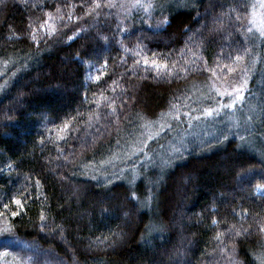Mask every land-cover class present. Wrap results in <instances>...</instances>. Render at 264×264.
Masks as SVG:
<instances>
[{
	"label": "trees",
	"instance_id": "trees-1",
	"mask_svg": "<svg viewBox=\"0 0 264 264\" xmlns=\"http://www.w3.org/2000/svg\"><path fill=\"white\" fill-rule=\"evenodd\" d=\"M132 1L0 0V254L18 264H259L264 37L250 29V0H146V12ZM243 81L257 152L238 135L214 136L132 183L87 176L134 123L194 109L195 89Z\"/></svg>",
	"mask_w": 264,
	"mask_h": 264
},
{
	"label": "rangeland",
	"instance_id": "rangeland-1",
	"mask_svg": "<svg viewBox=\"0 0 264 264\" xmlns=\"http://www.w3.org/2000/svg\"><path fill=\"white\" fill-rule=\"evenodd\" d=\"M169 1L180 3L183 0ZM133 3H135V0L131 4ZM141 4L144 6L136 7V9L140 8L146 12L150 3L141 0ZM250 4V29L258 33L262 29L264 0H250ZM205 89L198 88L192 91L193 97H196L194 101H197L196 106L193 107L194 109H190L191 107L188 105L187 110L180 113L170 110L157 120L134 123L117 143L109 158L85 167L88 173L87 176L102 181L108 176L115 178L124 175V177H129L124 178V180H130L132 183L138 176L137 173L145 170H159L176 158L181 157L193 145L201 144L205 139L214 136L238 135L243 139V145L257 152L250 138L256 127L252 105L251 102H248L251 96L248 98L244 94L242 101H237L232 109H226L221 105L229 98L223 101L224 96L216 95L217 92L214 90L216 88L213 89V87L207 85ZM219 91L225 93L224 88L219 89ZM203 97L205 98L200 99ZM205 107L218 109V111H214L211 116H204L203 109ZM185 112L190 114L185 116ZM177 115L180 117L179 121L174 118ZM141 141L144 143H141ZM145 144L147 147H145ZM153 230L152 225L149 232L153 233ZM0 255V264H18L17 261H6L4 256ZM262 258H264V253L259 259V264H261Z\"/></svg>",
	"mask_w": 264,
	"mask_h": 264
},
{
	"label": "snow or ice",
	"instance_id": "snow-or-ice-1",
	"mask_svg": "<svg viewBox=\"0 0 264 264\" xmlns=\"http://www.w3.org/2000/svg\"><path fill=\"white\" fill-rule=\"evenodd\" d=\"M106 6L107 7H115L116 5L109 2ZM143 6L144 5L141 4V0H135V3L132 4V7H143ZM100 7H101V4L94 3L93 10H95V8H100ZM260 36L264 37V29H262L260 31ZM235 59L239 60V59H241V57L239 55H237L235 57ZM245 83H246V81H243L239 87L233 86L231 92L220 93L219 89H214L217 92V94H219L221 96L226 95L229 98L223 105H221V107L226 108V109H232L236 105L237 101H242L244 99L243 87H244ZM173 109L178 112L176 105H173ZM214 111H218V109H213L211 107H205L203 109V115L204 116H211ZM189 114L190 113H188V112L184 113L185 116H188ZM174 118L177 121H179V119H180V117L178 115L175 116ZM197 119H199V117H197ZM169 127H171V125H169ZM149 139H151V137H149ZM141 143H144V142L141 141ZM145 147H147L146 144H145ZM141 151H143V149H141ZM15 203L19 204L20 201H15ZM5 207H7V205H5ZM13 215H16V213L13 212ZM213 223H216V221H213ZM261 231H264V228H262ZM234 234H235V236H239L241 233H240V231H235ZM217 238L219 239V234H218ZM261 264H264V258H262Z\"/></svg>",
	"mask_w": 264,
	"mask_h": 264
}]
</instances>
